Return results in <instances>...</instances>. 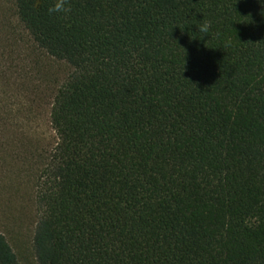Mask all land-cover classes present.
<instances>
[{
	"label": "trees",
	"instance_id": "obj_1",
	"mask_svg": "<svg viewBox=\"0 0 264 264\" xmlns=\"http://www.w3.org/2000/svg\"><path fill=\"white\" fill-rule=\"evenodd\" d=\"M15 2L74 68L38 181L37 264H264V5ZM0 264H21L1 232Z\"/></svg>",
	"mask_w": 264,
	"mask_h": 264
},
{
	"label": "rangeland",
	"instance_id": "obj_2",
	"mask_svg": "<svg viewBox=\"0 0 264 264\" xmlns=\"http://www.w3.org/2000/svg\"><path fill=\"white\" fill-rule=\"evenodd\" d=\"M17 13L0 0V232L21 264H37L38 181L59 140L54 98L74 68L39 47Z\"/></svg>",
	"mask_w": 264,
	"mask_h": 264
},
{
	"label": "clouds",
	"instance_id": "obj_3",
	"mask_svg": "<svg viewBox=\"0 0 264 264\" xmlns=\"http://www.w3.org/2000/svg\"><path fill=\"white\" fill-rule=\"evenodd\" d=\"M69 0H55V3L52 7L49 8V13H68L70 8L68 7ZM261 5H264V0H259ZM198 32L207 35L210 29V24L208 22H204L197 26Z\"/></svg>",
	"mask_w": 264,
	"mask_h": 264
}]
</instances>
